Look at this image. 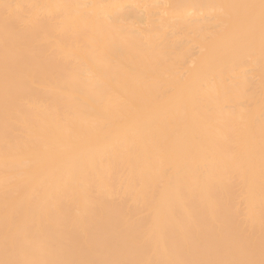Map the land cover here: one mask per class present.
Returning a JSON list of instances; mask_svg holds the SVG:
<instances>
[{
  "label": "bare ground",
  "instance_id": "1",
  "mask_svg": "<svg viewBox=\"0 0 264 264\" xmlns=\"http://www.w3.org/2000/svg\"><path fill=\"white\" fill-rule=\"evenodd\" d=\"M0 264H264V0H0Z\"/></svg>",
  "mask_w": 264,
  "mask_h": 264
}]
</instances>
